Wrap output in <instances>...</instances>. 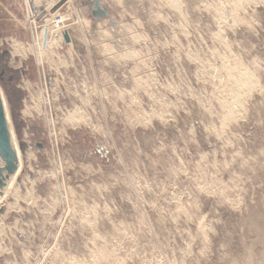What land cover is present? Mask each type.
<instances>
[{
	"label": "rangeland",
	"instance_id": "obj_1",
	"mask_svg": "<svg viewBox=\"0 0 264 264\" xmlns=\"http://www.w3.org/2000/svg\"><path fill=\"white\" fill-rule=\"evenodd\" d=\"M39 1L0 0V264H264V0H66L44 65Z\"/></svg>",
	"mask_w": 264,
	"mask_h": 264
},
{
	"label": "bare ground",
	"instance_id": "obj_2",
	"mask_svg": "<svg viewBox=\"0 0 264 264\" xmlns=\"http://www.w3.org/2000/svg\"><path fill=\"white\" fill-rule=\"evenodd\" d=\"M60 1V0H59ZM58 1V2H59ZM69 1V4L72 3L73 0H68ZM174 3L176 2V0L173 1ZM34 3L37 4V6H40V1L39 0H34ZM46 4V10H44V12H46L47 15H45L44 13V22L41 26H37L34 24V27H33V23L34 21H31L30 20V23H32V27L31 28H34L33 29V33H36L37 34V41H35V47H34V53L37 55L38 57V62L40 65H44V60L46 59V57L48 56V52H47V49L52 47L53 43L52 41L49 39L50 37L48 36L46 41H44V35L48 26L49 25H53L52 23H55V18L60 16L61 20L63 21L64 19H66V16L64 15H61L59 11H56L55 13H51L50 10L56 5V1H45L44 2ZM68 3V2H67ZM27 5H28V10L30 12V16L32 13H34L35 11V6H32L30 0H27ZM66 5V4H65ZM69 6V5H68ZM67 7V6H66ZM70 8V7H69ZM38 11V10H37ZM72 14V13H71ZM57 22V21H56ZM57 23H62V22H57ZM77 23H81V20L78 21ZM83 23V21H82ZM82 23L80 25H82ZM87 24V23H86ZM85 25V24H84ZM82 29V28H81ZM49 35V34H48ZM222 37V36H221ZM56 45V44H55ZM16 47H19L20 45L19 44H15ZM20 49V48H18ZM31 51V50H30ZM51 64V63H50ZM215 66V65H214ZM51 67V66H50ZM228 68V67H227ZM218 69V68H217ZM234 70V69H233ZM210 71L214 74V72H216V68H210ZM227 71V70H226ZM232 71V68L231 70H228V72L226 74H229V77L232 82H233V85H235V89H237V91L233 94L232 91L230 96L231 99H229V113H228V116L233 119L235 118V116L237 115V111L240 110V107L243 103V98L244 96L242 95L241 91H247L249 90L253 85V80H254V77H252L249 73H245V72H241L239 76L235 75V73H231ZM223 71L222 70H219L217 72V75L221 74ZM231 73V74H230ZM239 73V72H238ZM46 74V73H45ZM235 75V76H234ZM228 77V78H229ZM216 79H217V76H216ZM255 84V83H254ZM48 91V90H47ZM229 92V91H228ZM245 92H243L244 94ZM0 95L2 97V100H3V103H4V107H5V111H6V116H7V120H8V124H9V128H10V132H11V136H12V144H13V147L17 153V157H18V169L16 171V173L14 174V176L11 177V180L9 181L8 183V186H7V183H6V190L4 192L5 196L4 197H1L0 198V203H2L3 199L6 198L7 194L9 193V190L13 188L14 184H15V181L17 179V177L19 176L22 168H23V161H22V152H21V147H20V142L18 141L17 137H16V134L14 132V129H13V124H12V121H11V117H10V114H9V109H8V106H7V101H6V98L4 97L3 93L0 91ZM228 96V94L226 95ZM41 97V96H40ZM225 98V97H224ZM41 101L45 104H47L48 102H50L49 99H47L45 97V95H42L41 97ZM40 101V103H41ZM41 110V109H40ZM78 111V110H77ZM76 111V112H77ZM80 111V110H79ZM79 115H80V112H79ZM78 114L76 115V113L74 114V117L72 118V122H73V125H75L76 123L80 122V116ZM79 116V117H78ZM71 118V117H70ZM229 118V119H230ZM51 122L53 123L54 120L52 119ZM7 181V182H8Z\"/></svg>",
	"mask_w": 264,
	"mask_h": 264
},
{
	"label": "water",
	"instance_id": "obj_3",
	"mask_svg": "<svg viewBox=\"0 0 264 264\" xmlns=\"http://www.w3.org/2000/svg\"><path fill=\"white\" fill-rule=\"evenodd\" d=\"M66 0H60L50 12L53 14L60 9ZM95 11L94 16L96 19L110 18V12L101 2V0H93ZM44 11V9H43ZM114 25V24H113ZM48 37V31L45 32L44 41ZM64 38L67 42L71 41L70 35L67 32L64 33ZM18 157L12 144V136L6 116V111L2 97L0 95V195L6 187V183L16 173L18 169Z\"/></svg>",
	"mask_w": 264,
	"mask_h": 264
},
{
	"label": "built area",
	"instance_id": "obj_4",
	"mask_svg": "<svg viewBox=\"0 0 264 264\" xmlns=\"http://www.w3.org/2000/svg\"><path fill=\"white\" fill-rule=\"evenodd\" d=\"M44 10H46V7H44ZM63 22L62 20H61V18H60V16H58V17H56L55 18V22ZM66 21V20H65ZM54 24V23H53Z\"/></svg>",
	"mask_w": 264,
	"mask_h": 264
}]
</instances>
